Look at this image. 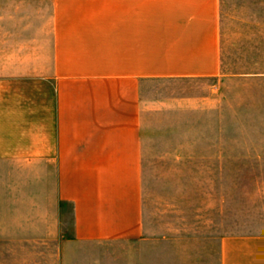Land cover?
I'll use <instances>...</instances> for the list:
<instances>
[{
  "label": "crops",
  "instance_id": "crops-1",
  "mask_svg": "<svg viewBox=\"0 0 264 264\" xmlns=\"http://www.w3.org/2000/svg\"><path fill=\"white\" fill-rule=\"evenodd\" d=\"M250 42L253 63L238 57ZM262 43L264 0H0V264H202L155 254L145 179L156 161L201 160L204 142L133 137V97L61 137L60 52H86L91 82H206L220 103L222 84L264 83ZM199 92L180 97L186 117L203 115ZM206 147L235 160L228 140ZM227 242L220 264H264V227Z\"/></svg>",
  "mask_w": 264,
  "mask_h": 264
},
{
  "label": "rangeland",
  "instance_id": "rangeland-1",
  "mask_svg": "<svg viewBox=\"0 0 264 264\" xmlns=\"http://www.w3.org/2000/svg\"><path fill=\"white\" fill-rule=\"evenodd\" d=\"M256 46L255 42L244 44V55L238 54L244 60H237L253 63ZM74 54L60 52V111L65 127L61 137L71 138L72 132L81 135V130L71 132V121L83 125L84 114L101 102L107 101L110 120L120 106L119 98L125 104L133 97V104L138 105L133 137L146 142L197 140L205 144L201 160L150 164L145 179L150 214L146 224L155 238V254H198L202 264H220L228 251L229 233L242 236L264 227V83L238 77L242 79L222 84L224 100L218 103L211 97L213 84L206 82H157L150 89L143 82H91L89 76L79 74L88 67L87 53ZM201 87L207 98L203 115L200 118L191 110L185 112L186 117L180 97L196 96L202 93ZM227 140L234 145L235 160L219 161L206 145ZM146 245L136 243L134 250L141 252Z\"/></svg>",
  "mask_w": 264,
  "mask_h": 264
}]
</instances>
